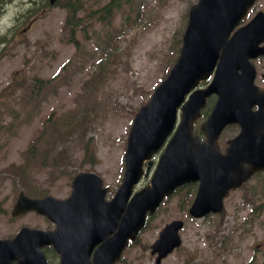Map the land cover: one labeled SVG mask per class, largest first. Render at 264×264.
<instances>
[{
  "label": "rangeland",
  "instance_id": "rangeland-1",
  "mask_svg": "<svg viewBox=\"0 0 264 264\" xmlns=\"http://www.w3.org/2000/svg\"><path fill=\"white\" fill-rule=\"evenodd\" d=\"M108 1L79 0L89 36L76 34L77 49L67 41L61 7L40 9L27 32L7 31V19L0 25V237L23 225L53 227L34 212L10 216L23 182L35 197L63 199L78 171H94L110 187L107 197L113 194L123 172L124 130L178 54L187 7L196 0H130L131 8L122 5L103 24L95 17ZM9 165L22 167L23 177L4 171ZM194 189L168 197L118 264L151 263L149 245L172 219L184 222L182 244L161 264H264V211L251 210L264 203V172L229 193L221 221L188 215Z\"/></svg>",
  "mask_w": 264,
  "mask_h": 264
},
{
  "label": "water",
  "instance_id": "water-1",
  "mask_svg": "<svg viewBox=\"0 0 264 264\" xmlns=\"http://www.w3.org/2000/svg\"><path fill=\"white\" fill-rule=\"evenodd\" d=\"M248 6V0H199L190 8L178 58L166 79L156 88L149 102L134 118L125 153V174L113 198L104 200L107 188L92 172H78L71 182V193L63 200L50 195L30 198L20 191L12 215L30 210L55 224L53 231L23 226L12 239H0V264H46L41 247L53 245L61 264H113L129 241L136 238L165 195L184 183L199 180L189 213L201 217L209 212L224 215L222 198L256 171L264 169V114L258 123H245L229 141L225 154L219 153L216 139L225 124L241 122V100L255 92L242 89L248 59L254 55V25L249 24L228 39L231 28ZM220 63L211 84L193 92L181 106L180 123L159 158L148 185L134 193L142 175V164L171 133L176 110L198 82L209 78L216 59ZM238 70H241L238 73ZM218 95L212 112L202 123L207 143L192 135V122L199 116L205 98ZM257 97H261L257 93ZM230 103V104H229ZM251 102H248V108ZM241 109V110H240ZM152 162H148L147 171ZM147 171L145 176L147 175ZM130 198V199H129ZM129 199V201H128ZM181 221L167 224L152 244L159 264L180 239ZM101 243L88 262L93 245Z\"/></svg>",
  "mask_w": 264,
  "mask_h": 264
},
{
  "label": "flooded vegetation",
  "instance_id": "flooded-vegetation-1",
  "mask_svg": "<svg viewBox=\"0 0 264 264\" xmlns=\"http://www.w3.org/2000/svg\"><path fill=\"white\" fill-rule=\"evenodd\" d=\"M17 10L16 18L18 20L12 24L14 27L22 26L26 23L27 28H31L35 22L34 14L37 13V0H0V17H2L6 12ZM258 12L264 13V0H255L253 5L248 10V13L245 19L241 24L246 23ZM260 47L264 48V42L260 43ZM252 62L255 66V78L254 82L264 91V50L260 55L252 59ZM96 247V245L94 246ZM51 252L49 254L50 264H59V257L56 252L50 247ZM92 258V252L89 255V261Z\"/></svg>",
  "mask_w": 264,
  "mask_h": 264
},
{
  "label": "trees",
  "instance_id": "trees-1",
  "mask_svg": "<svg viewBox=\"0 0 264 264\" xmlns=\"http://www.w3.org/2000/svg\"><path fill=\"white\" fill-rule=\"evenodd\" d=\"M102 9L107 10V12L109 11V7L108 6H104ZM4 170L8 171V172H12V173L16 174L18 177H21L22 174L24 173V169L22 167L14 166V165H9L8 167L4 168ZM22 182H23V179H22ZM23 184H25V183L23 182Z\"/></svg>",
  "mask_w": 264,
  "mask_h": 264
}]
</instances>
